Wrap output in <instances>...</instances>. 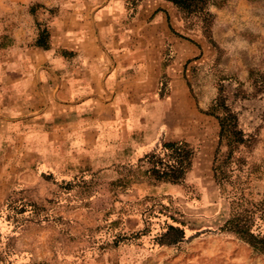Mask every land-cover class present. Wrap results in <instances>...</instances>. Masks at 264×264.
Segmentation results:
<instances>
[{
  "label": "rangeland",
  "instance_id": "rangeland-1",
  "mask_svg": "<svg viewBox=\"0 0 264 264\" xmlns=\"http://www.w3.org/2000/svg\"><path fill=\"white\" fill-rule=\"evenodd\" d=\"M192 1V13L177 8L176 32L192 42V56L171 58L139 127L121 124L97 167L52 170L22 156L17 169H2L0 264H264L263 253L222 230L241 214L250 232L264 234V0ZM45 7L0 0V46L46 26ZM6 52L0 47V61ZM220 89L245 134L233 153L207 114ZM170 141L192 150L180 190L150 179L148 154ZM172 223L184 228L183 241L174 243Z\"/></svg>",
  "mask_w": 264,
  "mask_h": 264
},
{
  "label": "crops",
  "instance_id": "crops-1",
  "mask_svg": "<svg viewBox=\"0 0 264 264\" xmlns=\"http://www.w3.org/2000/svg\"><path fill=\"white\" fill-rule=\"evenodd\" d=\"M38 1L52 12L48 47L36 45L38 27L13 33L0 61V191L8 185L2 169H17L22 156L52 170L97 167L121 124L139 127L171 58L193 54L176 33L182 22L172 1Z\"/></svg>",
  "mask_w": 264,
  "mask_h": 264
},
{
  "label": "trees",
  "instance_id": "trees-1",
  "mask_svg": "<svg viewBox=\"0 0 264 264\" xmlns=\"http://www.w3.org/2000/svg\"><path fill=\"white\" fill-rule=\"evenodd\" d=\"M178 8L187 10L189 13L194 12L191 7L194 1L192 0H169ZM208 3V2H207ZM206 9V7H205ZM202 10V9H201ZM210 15V13H208ZM50 32L47 26L39 29V35L36 40V45L47 48L49 45ZM8 44L3 43L0 47L5 48ZM252 71L250 72L251 75ZM207 114L215 116L220 125V144L224 141L229 147V152L233 153L244 144L245 134L239 128V112L234 108L233 104L228 103V97L224 94V89H220V94L209 106ZM163 155V156H161ZM192 150L188 145L182 141H170L163 144L161 151L154 150L148 154V158L152 159V166L149 170L150 179L154 182L172 183L180 185L183 182L184 176L191 166ZM216 177L220 182L224 181V167L223 164H218L215 167ZM13 200L8 198L7 202ZM14 202V201H12ZM23 207V206H22ZM30 213L33 212L32 205L29 206ZM15 210V207H12ZM5 210V209H4ZM167 230H176L180 232L179 239L174 243L181 242L185 238V230L181 225L169 224ZM236 233L240 238L248 242L254 249L264 254V234H254L250 232L251 228L247 224V218L241 214L233 215L222 228ZM3 261L0 258V262Z\"/></svg>",
  "mask_w": 264,
  "mask_h": 264
}]
</instances>
